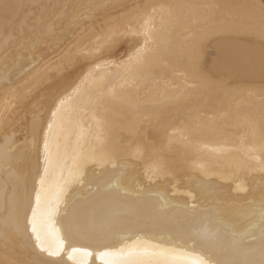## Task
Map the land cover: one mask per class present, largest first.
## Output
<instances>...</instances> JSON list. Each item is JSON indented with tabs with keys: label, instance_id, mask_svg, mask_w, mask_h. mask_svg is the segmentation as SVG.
Listing matches in <instances>:
<instances>
[{
	"label": "snow or ice",
	"instance_id": "6c2138e0",
	"mask_svg": "<svg viewBox=\"0 0 264 264\" xmlns=\"http://www.w3.org/2000/svg\"><path fill=\"white\" fill-rule=\"evenodd\" d=\"M241 35L259 39L258 61L254 47L225 60L249 78L207 69V45ZM121 44L126 59L110 61ZM53 64L85 70L37 91ZM0 86V264H264V0H0ZM121 110L132 130L152 122L158 131L149 180L199 173L201 198L212 194L199 213L193 205L173 217L169 209L186 205L166 199L164 183L128 182L111 138L110 115ZM225 121L233 142L209 147L202 136ZM205 150L200 160L188 155ZM224 153L234 159L221 173L210 160ZM257 172L259 184L246 179Z\"/></svg>",
	"mask_w": 264,
	"mask_h": 264
},
{
	"label": "bare ground",
	"instance_id": "6f19581e",
	"mask_svg": "<svg viewBox=\"0 0 264 264\" xmlns=\"http://www.w3.org/2000/svg\"><path fill=\"white\" fill-rule=\"evenodd\" d=\"M18 3H37L40 0H15ZM47 2V0H45ZM60 2H71V0H60ZM100 3L108 4H130L135 5L137 3H157V2H170V3H214V4H226V3H245L248 0H97ZM97 24V28H99ZM182 30L175 34L174 40L177 45L182 42ZM251 42V43H250ZM246 47H254L256 50L257 61L259 59V50L261 43L258 38L241 35L235 38H222L219 43L211 42L205 48L202 54V60L206 65L207 69L216 73L217 75H231L234 78H239L241 80L248 79L249 76L244 72L243 69L235 66H230L225 60L228 54L243 50ZM127 44H121L114 49V55L109 57L110 61L118 62L122 57L126 59L125 51H127ZM231 57H229L230 59ZM54 59V58H51ZM82 69L80 66L70 67L64 69L62 66L53 64V67L47 73L46 77L42 80H37L33 87L39 91L44 89L46 91H52L64 87L66 84L71 83L76 80V77L80 74ZM101 75H104L106 69L103 67L97 70ZM256 84L255 87L259 88V67L257 64V70L254 77ZM78 82V81H77ZM141 103H146L148 97L145 92L141 91ZM4 94L2 86H0V107L4 104ZM259 105V98H255L254 101ZM219 109H217V112ZM131 112L128 111H113L110 115L112 121L111 127V138L114 144L120 146L125 161L127 164L126 168V179L130 184L134 181H139L140 186H146L152 184L154 188H159L161 183L166 185L164 191V196L166 199H171L173 204L186 205V207L181 209H169L171 216L178 219L183 218V214L189 212L192 206L195 205L194 211L199 213L201 209L211 202L212 194L207 193L205 198H201L199 194L198 185L201 182V177L197 171L191 169L190 167L186 169L178 170L176 174V179H172L170 176L167 180H149L150 172L149 169H153L155 161L159 158L158 147H159V134L152 122L141 123L136 130H132L129 126V117ZM151 116V110L144 116V121H149ZM234 140V129H232L228 122H221L218 125V131L216 133H205L202 136V141L207 142L209 147L219 146L224 144L229 146ZM189 156L200 160L202 157L207 156V151H191L188 153ZM168 158L171 160L173 158V153H168ZM233 157L228 153L216 154L211 160L210 164L212 167L216 168L218 172H227L232 170ZM237 175H241L237 173ZM242 179H245L243 176ZM215 179V177H214ZM247 180H255L256 184L260 182V174L253 173L247 176ZM229 181H221L225 183ZM235 186L233 185V188ZM188 192L192 193V196H196L193 200L192 196L187 195ZM136 211L140 213H146L149 211L147 208H137Z\"/></svg>",
	"mask_w": 264,
	"mask_h": 264
}]
</instances>
